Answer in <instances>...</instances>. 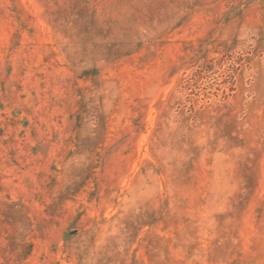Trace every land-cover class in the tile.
<instances>
[{
	"label": "rangeland",
	"instance_id": "1",
	"mask_svg": "<svg viewBox=\"0 0 264 264\" xmlns=\"http://www.w3.org/2000/svg\"><path fill=\"white\" fill-rule=\"evenodd\" d=\"M0 264H264V0H0Z\"/></svg>",
	"mask_w": 264,
	"mask_h": 264
}]
</instances>
